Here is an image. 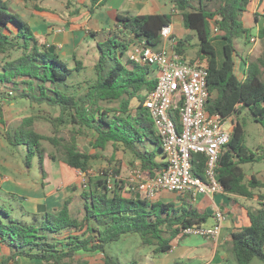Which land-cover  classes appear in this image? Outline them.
<instances>
[{"label":"trees","instance_id":"1","mask_svg":"<svg viewBox=\"0 0 264 264\" xmlns=\"http://www.w3.org/2000/svg\"><path fill=\"white\" fill-rule=\"evenodd\" d=\"M98 1L104 5L107 0H91L90 12ZM214 1L174 0V12L182 16L184 27L198 38V59L208 65V110L227 119L245 109L264 128V56L248 59L235 43L236 38L248 40L252 34V28L243 20L251 0H219L217 6L209 8ZM261 14L264 17V7ZM117 20L115 28L98 42L96 79L84 81L86 86L69 84L67 87L72 92L68 93L58 84L66 83L74 71L84 68L82 61L75 56V66H69L55 46L51 51V45L40 42L29 23L11 11L6 0H0V54L6 57L0 59V83L12 84L18 98L60 107L72 123L94 132L93 146L104 149L109 143L122 145L134 156L141 170L154 177L163 171L166 162L161 138L144 101L155 88L157 78L151 66L132 61L127 51L132 37L161 47V31L172 25L173 12L118 14ZM213 25L219 30L217 34L213 33ZM97 33L91 32V35ZM258 37L264 41V25ZM217 38L222 42L221 51ZM191 39L190 34L179 38L176 50L186 56ZM235 56L242 58L243 78L236 72ZM80 88L84 90L79 92ZM7 139L13 145H27V164L35 146L44 173L41 140L56 142V139L36 131L32 118L24 119L8 133ZM94 157L81 151L74 142L65 145L63 160L89 177L81 193L83 217L72 215L70 199L53 210L40 204L30 221L14 218L0 208L7 217L6 221L0 219V243L11 251L2 264H13L20 255L55 263L121 264L106 254L105 248L108 243L130 234H139L144 244L154 246V255L165 254L171 251L175 239L186 236L181 235L186 227L200 225L211 215L201 211L187 195H180L181 204L159 199L150 201L143 194L139 197L138 192L128 190L129 184L123 185L124 181L115 179L109 187L107 178L101 177L96 185L89 172ZM263 158L264 145L253 151L246 143L244 122L236 121L219 159L218 171L225 191L252 198L253 189L260 182L254 175L248 181L243 165ZM205 165L206 157L195 154L193 170L203 176ZM247 215L250 223L234 231L228 242L237 264H251L254 258L264 261V201L247 207ZM65 232L62 239L60 236ZM81 251H99L104 258L99 262L76 261Z\"/></svg>","mask_w":264,"mask_h":264},{"label":"rangeland","instance_id":"2","mask_svg":"<svg viewBox=\"0 0 264 264\" xmlns=\"http://www.w3.org/2000/svg\"><path fill=\"white\" fill-rule=\"evenodd\" d=\"M6 1L9 3L11 11L24 18L34 32H36L35 26L32 23L34 18L31 17L30 13H33L39 19L42 18V13L68 18L80 11H85L89 14L90 8L93 7L91 0H21V2L25 3L28 7V9H21L18 6L19 0ZM135 1L137 0H107V2L102 5V9L105 11L120 9L122 13L126 12L124 10H129V13L132 15L151 13L153 10L156 12H174V0H147L145 7L141 9L135 8L136 4H133ZM218 4L219 0H215L210 3L209 8H213ZM19 11H22V13ZM96 15L97 14L94 16L95 19ZM45 18L46 17H43L42 19ZM86 18V15L84 18H79L80 24L83 23ZM245 19L246 18H243L244 21ZM249 24L253 25V17L250 19ZM246 25L248 24L246 23ZM42 28H45V26L42 25ZM108 33V31L105 32L104 30L103 32L97 33L95 36L90 35V33L89 36L84 38V35H82L81 40L84 44V49H79L80 58L78 59L82 61L84 68L74 71L71 78L68 79L66 83L58 84L61 90L71 93L72 88L69 87L68 89L67 85L73 84L78 86L79 84L80 86H86L84 81L96 79L97 73L95 70V63L99 58L98 42L102 41L105 34ZM258 33L259 32H257V34L256 32H252L248 40L243 37L235 39V43L241 51L242 56L252 60H255L259 56H264V41L258 37ZM81 34L82 32L78 30L77 35ZM189 34L192 36V39L189 41L188 56H186L188 59H198V38L194 32ZM186 35L187 34L177 35V37H185ZM37 37L40 42H44V36L37 35ZM253 37L256 39L252 40ZM216 43L221 51V39L217 38ZM18 54L20 53H14L13 57H16ZM4 58L6 57L0 54V59ZM61 59L66 61L71 67L75 66V61L72 59ZM235 60L236 72L240 78H243L244 70L241 56H235ZM153 73L155 76L158 75V72L155 70ZM83 90V88H80L78 91L81 92ZM17 93L18 92L13 89L12 84L5 85L0 83V208H4L7 214L23 221H30L33 214L38 212L40 204L50 205L51 210H53L52 208L54 207L56 209L62 207L64 201L70 199V210L72 215L79 216L80 218L83 217V200L81 193L83 189H85V184L86 181L89 180V177L82 171H79L76 175L70 174L68 176L66 174L64 175L66 179H63L61 175V171L63 172L61 165H66L63 164L65 162H63L65 145L72 142L76 143L81 151L88 152L95 156L90 161L91 169L89 171L90 175L93 176L94 184L97 185L101 177L107 178V172L111 174L109 175L110 178L114 179L115 177L120 183L124 181L123 185L125 186L129 183L133 184L131 178L134 174L133 171L138 167V163L135 161L134 156L122 145L109 143L104 149L97 148L93 146L94 132L72 123L70 117L66 114H62L60 107L52 106L45 102L21 99L16 97ZM114 104L116 105V103ZM26 118L33 119V127L36 131L47 137L56 139V142L50 139L41 140L44 173L41 169L40 153L35 146H32L33 153L30 157V164H27V155L29 153L27 145L23 143L13 145L7 139L8 133H12ZM231 119L233 123L238 120L244 122L246 143L253 151L258 150L261 145H264V128L253 119L248 111L244 109L241 114L235 113ZM231 123L232 122L229 121L227 126H231ZM243 167L247 172L248 181L251 180L254 175L260 182V184L253 189L254 196L257 197L256 201H253L249 197L242 196L241 198L243 201L242 203H244V205H247V203L250 204L249 207L251 208L256 206L258 201H264V158L256 162L246 163ZM118 170L119 172L117 173ZM47 174L51 177V183L48 180L44 182L42 179L45 183V193L51 190H55L53 193L56 192V194L48 199L47 196L46 198L42 197L44 196V189L40 185L41 178L46 179L45 176ZM68 179L72 180L68 181ZM74 179L75 181H73ZM179 198L180 196L177 192L163 191L160 194L159 200L181 204ZM59 199H61V202L53 207L54 204L52 203ZM231 202H234V199ZM211 208L212 207H210V209ZM209 213L211 214V210H209ZM0 219L4 221L7 220L6 214L4 215L1 211ZM202 224H204V226L213 225V215L211 214L208 220ZM66 234L67 232L61 234L60 237L63 239ZM186 240L182 241L180 244L185 243ZM2 245L3 246L0 247V264H2L3 258L11 252L4 243H2ZM153 249L154 246L142 242V238L139 234H130L122 237L118 241L108 243L105 251L106 254L112 256L121 264L132 262H136L137 264H169V261H172L171 258L174 257V254L165 257L164 255L167 253L153 256ZM229 255L230 264H237L231 252ZM103 258L104 254L99 251H81L77 253L75 257L76 261L83 259L89 260L90 262H99L103 260ZM150 259L153 260V262H150ZM13 264H70V262L55 263L53 261L20 255ZM251 264H264V261L259 258H254Z\"/></svg>","mask_w":264,"mask_h":264},{"label":"built area","instance_id":"3","mask_svg":"<svg viewBox=\"0 0 264 264\" xmlns=\"http://www.w3.org/2000/svg\"><path fill=\"white\" fill-rule=\"evenodd\" d=\"M218 32L213 25V33ZM161 35L163 45L158 48L132 37L127 56L158 72L156 86L147 94L144 106L161 138L166 166L154 177L147 176L139 166L136 167L131 178L133 184L129 183L128 189L133 193L140 192L150 201H156L162 191L187 195L193 201L199 200L202 195L227 193L220 180L219 159L231 139L235 123L231 117L224 119L208 110L207 63L180 54L176 50L178 37L170 26L164 27ZM229 121L231 126H227ZM195 154L206 157L203 176L193 170ZM109 175L107 180L112 187L115 177L113 179ZM227 218L228 213L217 207L213 225L188 226L181 235L218 240Z\"/></svg>","mask_w":264,"mask_h":264},{"label":"crops","instance_id":"4","mask_svg":"<svg viewBox=\"0 0 264 264\" xmlns=\"http://www.w3.org/2000/svg\"><path fill=\"white\" fill-rule=\"evenodd\" d=\"M100 2L101 1H98L97 5L94 7L95 9L93 12L89 11L90 15L87 14V12L85 11H80L77 14H73L70 17L65 18L63 16H58V15L55 16V15L42 13L41 15L42 18L43 17H46V18L39 19L33 13H30L31 17L34 18L32 23L35 26V30H36L35 34L44 36L45 43L49 45H54L56 47L57 53L59 54L61 58L72 59L73 61H75V56L77 59L80 58L79 49H84L83 48L84 44L82 43V40H81L82 35H84V38H85L89 36L91 32L100 33V32H103L104 30L105 32L106 31L109 32L111 29L115 28L117 21H118L117 20L118 14H130L129 10H124L126 11L124 13H122L120 9H110V10L105 11L102 9V5L100 4ZM146 2L147 0H137L133 4H136L135 6L136 9H141L145 7ZM18 6L21 9L22 8L28 9L26 4L22 3L21 0L18 1ZM263 7H264V0H251L249 9L246 12L245 17L243 16V18H246L245 21L248 24L246 26L251 27L252 32H256V34L257 32H259L260 28L263 27L264 25V17L261 14ZM19 12L22 13V11H19ZM151 13H157V12L153 10V12ZM95 14H97L96 19L94 17ZM85 15L87 16V18L85 19L83 23L80 24L78 19L84 18ZM252 17H253V25H250L249 21ZM42 25H44L45 28H42ZM170 27L172 29V32L176 36L193 33L192 31H189L184 27L182 16L177 12H173V23ZM78 30L82 32L81 35H77ZM63 164H66L65 166L61 165L63 168V172L61 171V175L63 179H66V177H64V175L66 174L68 176L70 174L76 175V173L78 174V172L81 171L80 169L70 166L66 162H64ZM45 177L46 179L41 178L40 185L44 189V196L42 197L46 198L47 196V199H48L49 197H52L54 194H56V192L53 193V191L55 190H51L50 192L45 193L46 190H45L44 182L48 180L51 183L50 175L47 174ZM42 179L44 180V182L42 181ZM70 180L72 179H68V181ZM73 181H75V179ZM160 194L158 196V199H160ZM241 198L242 196L237 195L236 193L227 192V193H218L213 196L202 195L199 200L197 201L192 200L194 202V205L197 206L201 211L209 212V210H211V214L214 217V212L216 208L219 207L228 213V218L223 223L221 234L218 240L206 239V238H203L197 235H188V236H183L181 238L175 239L173 242V247L171 251L164 255L165 257L168 255L172 256L174 254L173 255L174 257L171 258L172 261H169V264H208V263L225 264L227 263V261L230 260L229 253L231 251L229 250L230 245L228 242L231 239L232 233L238 230L243 225H248L250 223L249 217L247 215V207H249L250 204L247 203V205H244V203H242L243 201ZM233 199H234V202H231ZM251 199L253 201H256L257 197L254 196ZM60 200L61 199L56 200L54 203H52L54 204L53 207L59 204L61 202ZM45 206L46 208L51 210L50 205L45 204ZM210 207L212 208L210 209ZM214 222H215V219H214ZM185 240H186L185 243L180 244L182 241H185ZM1 246H3L2 243H0V247ZM6 247L9 248L7 245ZM153 256H156V255L153 254ZM149 261L153 262V260L151 259Z\"/></svg>","mask_w":264,"mask_h":264},{"label":"water","instance_id":"5","mask_svg":"<svg viewBox=\"0 0 264 264\" xmlns=\"http://www.w3.org/2000/svg\"><path fill=\"white\" fill-rule=\"evenodd\" d=\"M51 51H54V45H51ZM137 195L140 197L141 196V193L138 192Z\"/></svg>","mask_w":264,"mask_h":264}]
</instances>
